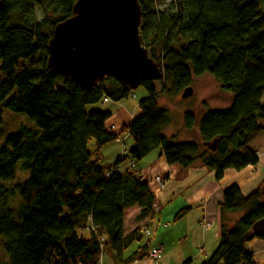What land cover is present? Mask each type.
<instances>
[{
	"label": "trees",
	"instance_id": "1",
	"mask_svg": "<svg viewBox=\"0 0 264 264\" xmlns=\"http://www.w3.org/2000/svg\"><path fill=\"white\" fill-rule=\"evenodd\" d=\"M156 1L139 0V31L160 68L155 81L161 88L154 80H142L147 95L137 104L140 113L115 133L105 125L110 110L94 105L104 98H128L130 86L107 77L83 88L47 66L52 30L71 17L76 1L0 0V106L24 113L37 127L21 125L0 145V237L7 256L0 264H98L103 256L126 264L148 258L149 242L141 243L140 228L124 234L123 214L135 204L137 219L152 211L155 195L134 166L157 148L170 165L188 169L200 162L214 171L216 181L225 169L257 164L250 144L264 130V17L259 9L264 0H173L160 12L152 8ZM38 6L56 17L35 20ZM205 73L220 82L229 106L207 109L199 118L185 111L183 127L197 130L200 141L167 136L170 117L159 93L167 86L182 93L193 77ZM1 123L0 113V128ZM125 134L132 144L117 163L128 166L118 170L102 162L100 149ZM20 162L28 176L6 186ZM263 184L248 194L235 184L223 190L221 213L244 214L233 225L222 221L218 247L202 264H254L246 243L264 241V232L252 228L264 218ZM14 197L20 201L16 209ZM188 209H180L174 219Z\"/></svg>",
	"mask_w": 264,
	"mask_h": 264
},
{
	"label": "crops",
	"instance_id": "2",
	"mask_svg": "<svg viewBox=\"0 0 264 264\" xmlns=\"http://www.w3.org/2000/svg\"><path fill=\"white\" fill-rule=\"evenodd\" d=\"M225 95L229 101V95ZM110 101L112 100H103L107 104L104 109L111 112L105 125L108 131L118 133L122 125L131 123L135 116L134 108L120 102L108 105ZM131 144L130 137L125 134L118 141L101 148L102 162L115 165L118 170L127 167L126 162L119 164L117 160ZM250 146L259 157L257 164L246 166L242 170L225 169L220 181L215 180L213 170H207L200 162L183 169L178 164H168L161 155L160 148L155 149L152 154H148L149 158L139 161L134 167L140 171L152 193L157 189L156 183L151 180L155 175L164 177L166 185L145 218L137 219L140 208L136 204L124 209V234L147 224L155 234L143 236L141 243L148 241L149 246L161 247L158 259L160 264H202L218 247L222 221L233 225L237 219V212L221 213L223 190L235 184L243 194H248L264 182V130L252 140ZM182 208L189 209L184 216L175 220V214ZM205 222L212 223V227L205 228ZM246 248L254 256V264H264L263 240L253 239L246 243ZM98 264L114 263L103 256ZM126 264H152V260L143 258Z\"/></svg>",
	"mask_w": 264,
	"mask_h": 264
},
{
	"label": "water",
	"instance_id": "3",
	"mask_svg": "<svg viewBox=\"0 0 264 264\" xmlns=\"http://www.w3.org/2000/svg\"><path fill=\"white\" fill-rule=\"evenodd\" d=\"M71 17L54 26L47 43V66L81 87L113 77L133 90L142 80H157L160 68L140 42L139 0H75ZM193 93L184 88L182 97ZM216 140L209 144L215 149ZM264 196V184L262 186ZM264 232V218L253 225Z\"/></svg>",
	"mask_w": 264,
	"mask_h": 264
},
{
	"label": "rangeland",
	"instance_id": "4",
	"mask_svg": "<svg viewBox=\"0 0 264 264\" xmlns=\"http://www.w3.org/2000/svg\"><path fill=\"white\" fill-rule=\"evenodd\" d=\"M173 0H157L154 6L152 7L154 11H167L170 9L171 3ZM260 14L264 17V4H259ZM56 15L51 12H46L42 7H35L33 18L37 21L41 19H54ZM48 30V28L46 29ZM0 77L3 78L4 75L0 72ZM158 89L161 88V84L154 82ZM192 88L193 95L189 97H182V94L178 91L169 90V86L165 90L159 93V104L160 106H164L168 110V115L170 117V123L165 127L164 133L167 136H174L177 141L187 142L189 140H201L197 130L187 131L183 127L184 121V113L189 110L192 111L198 118L202 116L207 109H218V108H227L229 106V101L227 96L221 92L220 82H218L213 76L208 73L202 76H195L192 80ZM147 95V91L145 88L140 85V87L132 90V94L128 96V98L122 99L119 102L122 104H126L128 106H133L134 115H138L140 113L139 108H136V104L141 101ZM110 101L108 105L119 103ZM206 104L205 105L203 104ZM107 104H104L103 101L98 102L94 105V107H99L104 109ZM0 113L2 114V123L0 128V145L6 140L8 136L12 132L17 131L21 125H25L30 129H37L35 123L31 122L24 113H15L12 111L5 110L2 106H0ZM152 154V153H151ZM150 156V155H149ZM143 157V159L149 158ZM142 159V161H143ZM116 160V159H114ZM28 172L22 168L21 162L16 166L15 174L12 180L4 181L6 186L13 185V183L17 181H23L26 176H28ZM13 209L17 208L19 204V200L17 197L11 199ZM165 211V210H164ZM244 212H237V219L241 217ZM150 234H155L152 229ZM159 232V229H158ZM145 237V236H144ZM147 237H150L149 235ZM146 237V238H147ZM3 238L0 237V261L6 262L7 256L3 252Z\"/></svg>",
	"mask_w": 264,
	"mask_h": 264
},
{
	"label": "built area",
	"instance_id": "5",
	"mask_svg": "<svg viewBox=\"0 0 264 264\" xmlns=\"http://www.w3.org/2000/svg\"><path fill=\"white\" fill-rule=\"evenodd\" d=\"M108 100H109V98H104L105 102H107ZM128 163H129V165H132L131 162H128ZM151 180L154 183H156V185H157L156 192L153 193L155 195V201H154V203H155L156 200L160 196L161 190L166 185V183H165L166 179L164 177H162V176L155 175V177H153ZM203 225H204L205 228H211L212 227V223H210V222H205V223H203ZM139 228H140V232L142 233L143 236L150 235V233H151L150 229L151 228L147 224L146 225H141V226H139ZM148 249H149L148 258L150 260H152V264H160L158 259H159L160 253L162 251L161 247L160 246H149ZM101 252H102L101 255L103 256L104 255V251H101Z\"/></svg>",
	"mask_w": 264,
	"mask_h": 264
}]
</instances>
